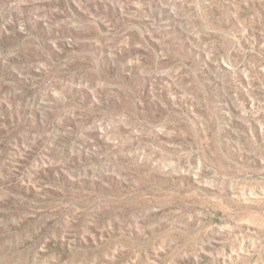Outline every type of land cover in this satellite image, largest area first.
I'll list each match as a JSON object with an SVG mask.
<instances>
[{
	"label": "rangeland",
	"instance_id": "obj_1",
	"mask_svg": "<svg viewBox=\"0 0 264 264\" xmlns=\"http://www.w3.org/2000/svg\"><path fill=\"white\" fill-rule=\"evenodd\" d=\"M0 264H264V0H0Z\"/></svg>",
	"mask_w": 264,
	"mask_h": 264
}]
</instances>
